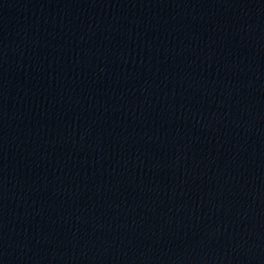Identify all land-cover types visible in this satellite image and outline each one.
<instances>
[{
	"label": "water",
	"instance_id": "95a60500",
	"mask_svg": "<svg viewBox=\"0 0 264 264\" xmlns=\"http://www.w3.org/2000/svg\"><path fill=\"white\" fill-rule=\"evenodd\" d=\"M0 264H264V0H0Z\"/></svg>",
	"mask_w": 264,
	"mask_h": 264
}]
</instances>
